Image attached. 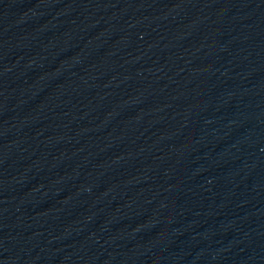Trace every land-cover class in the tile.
I'll list each match as a JSON object with an SVG mask.
<instances>
[{
	"label": "water",
	"instance_id": "water-1",
	"mask_svg": "<svg viewBox=\"0 0 264 264\" xmlns=\"http://www.w3.org/2000/svg\"><path fill=\"white\" fill-rule=\"evenodd\" d=\"M83 264H264V0H66Z\"/></svg>",
	"mask_w": 264,
	"mask_h": 264
}]
</instances>
